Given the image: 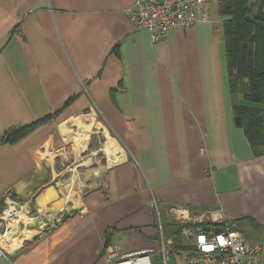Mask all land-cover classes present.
Here are the masks:
<instances>
[{"label":"crops","instance_id":"1","mask_svg":"<svg viewBox=\"0 0 264 264\" xmlns=\"http://www.w3.org/2000/svg\"><path fill=\"white\" fill-rule=\"evenodd\" d=\"M136 1L0 0V212L19 203L0 264H110L108 247L165 263L173 205L264 244V154L235 122L218 0L156 42Z\"/></svg>","mask_w":264,"mask_h":264},{"label":"built area","instance_id":"2","mask_svg":"<svg viewBox=\"0 0 264 264\" xmlns=\"http://www.w3.org/2000/svg\"><path fill=\"white\" fill-rule=\"evenodd\" d=\"M213 0H137L129 9L138 27L146 28L153 42L165 38L174 29H186L211 18ZM0 212V259L7 256L2 239L9 230L10 221L17 217L19 203L10 196ZM172 217L179 225L184 241L175 246V237H163L161 250L164 254L175 251L183 264H262L264 244L250 241L237 221L226 216L221 208L202 209L173 205ZM5 224L3 228L2 224ZM154 249L135 251L119 257L116 249L107 248L110 264H153Z\"/></svg>","mask_w":264,"mask_h":264},{"label":"trees","instance_id":"3","mask_svg":"<svg viewBox=\"0 0 264 264\" xmlns=\"http://www.w3.org/2000/svg\"><path fill=\"white\" fill-rule=\"evenodd\" d=\"M252 1L218 0V11L223 17L235 122L260 155L264 154V107L260 106L264 103V0H259L256 11ZM239 95L244 103L237 100ZM47 118L9 130L3 139L16 140Z\"/></svg>","mask_w":264,"mask_h":264},{"label":"rangeland","instance_id":"4","mask_svg":"<svg viewBox=\"0 0 264 264\" xmlns=\"http://www.w3.org/2000/svg\"><path fill=\"white\" fill-rule=\"evenodd\" d=\"M213 8L216 7L217 5V1L216 0H213ZM252 4V7L253 9L256 11L257 7H258V4H259V0H253L251 2ZM216 9V8H215ZM217 12V11H216ZM175 253V252H169L168 255H167V261H166V264H183L182 261H181V256ZM152 262L153 264H165L163 262V259H152Z\"/></svg>","mask_w":264,"mask_h":264},{"label":"water","instance_id":"5","mask_svg":"<svg viewBox=\"0 0 264 264\" xmlns=\"http://www.w3.org/2000/svg\"><path fill=\"white\" fill-rule=\"evenodd\" d=\"M69 216V213H66L65 215H64V218H66V217H68Z\"/></svg>","mask_w":264,"mask_h":264}]
</instances>
